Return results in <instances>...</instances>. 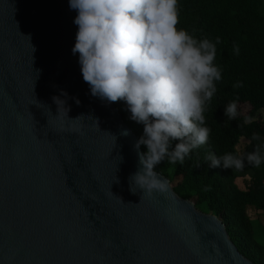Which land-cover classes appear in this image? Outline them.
<instances>
[{"label":"water","instance_id":"1","mask_svg":"<svg viewBox=\"0 0 264 264\" xmlns=\"http://www.w3.org/2000/svg\"><path fill=\"white\" fill-rule=\"evenodd\" d=\"M76 15L69 0H0V264H255L165 176L164 191L130 190L142 146L91 95Z\"/></svg>","mask_w":264,"mask_h":264},{"label":"clouds","instance_id":"2","mask_svg":"<svg viewBox=\"0 0 264 264\" xmlns=\"http://www.w3.org/2000/svg\"><path fill=\"white\" fill-rule=\"evenodd\" d=\"M69 7L77 12L78 26L72 53L79 54L91 95L124 101L130 119L144 125L135 147L145 145L147 150L139 153L140 167L129 177L130 190L149 194L166 190L167 182L155 166L166 158L171 165L183 164L209 139L204 113L217 92L216 82L222 79V68L214 63L221 38L198 39L178 28V0H69ZM233 53L240 54L238 44ZM232 87L241 88L243 83ZM54 99L57 105L65 104ZM238 101L239 96L224 109L229 120L240 115ZM253 122L252 116L244 115V125ZM174 140L179 142L172 148ZM251 141L256 142L251 152L242 154L237 148L220 157L209 153L206 160L211 168L239 171L245 160L259 168L264 164V138L253 133ZM208 190L210 186L204 189Z\"/></svg>","mask_w":264,"mask_h":264},{"label":"trees","instance_id":"3","mask_svg":"<svg viewBox=\"0 0 264 264\" xmlns=\"http://www.w3.org/2000/svg\"><path fill=\"white\" fill-rule=\"evenodd\" d=\"M178 8V28L187 29L198 39L215 42L217 36L221 38L214 63L222 68V79L216 82L217 92L204 113L206 126L211 129L207 143L194 149L183 164L171 165L166 158L154 170L170 180L178 196L222 220L246 258L264 264V243L257 237L258 226L253 218L264 214V164L256 168L245 160L243 170L250 171L252 176L241 188L237 183L238 171L222 166L211 168L206 160L209 153L220 157L237 148L242 154L253 151V133L264 138V1L178 0ZM236 44L240 47L239 55L233 53ZM236 82H242L243 87L234 89ZM237 96L240 115L229 120L224 109ZM116 107L140 139L144 125L130 119L124 101H116ZM243 107L249 108L247 113ZM244 115L252 116L254 122L244 125ZM178 142L172 141V148ZM141 146L146 152V146ZM209 186L210 190L204 191Z\"/></svg>","mask_w":264,"mask_h":264},{"label":"rangeland","instance_id":"4","mask_svg":"<svg viewBox=\"0 0 264 264\" xmlns=\"http://www.w3.org/2000/svg\"><path fill=\"white\" fill-rule=\"evenodd\" d=\"M245 113L248 112L249 108L248 107H243L242 108ZM239 177L237 178V183L241 188L245 187V182L246 180H249L252 176V173L250 171H245V170H239ZM253 218H255L254 222L257 223V237L258 239L264 243V214H259V215H253ZM260 226L262 228H260Z\"/></svg>","mask_w":264,"mask_h":264}]
</instances>
